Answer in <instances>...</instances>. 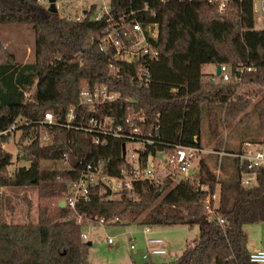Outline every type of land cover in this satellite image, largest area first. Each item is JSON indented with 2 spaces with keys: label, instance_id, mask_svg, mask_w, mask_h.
<instances>
[{
  "label": "trees",
  "instance_id": "1",
  "mask_svg": "<svg viewBox=\"0 0 264 264\" xmlns=\"http://www.w3.org/2000/svg\"><path fill=\"white\" fill-rule=\"evenodd\" d=\"M221 2L110 0V15L94 20L99 12L95 3L83 19L69 21L37 0H0V26L27 25L35 36L32 62L8 55L0 63V133L17 120L29 124L19 130L16 144L23 153L18 160L29 165L9 172L12 155L0 148V188H34L38 193L36 222L14 224L0 217V264H88L92 244L81 237L86 224H79L77 215H85L84 220L94 224L117 219L127 226H198V237L180 257L143 264H254L244 227L264 223V174L258 173L256 184L245 188L243 177L250 171L232 157L222 168L221 178L201 160L191 180L138 181L133 191L124 189L114 197L99 183L90 187L88 200L80 201L75 210L58 206L79 181L76 174L58 166L69 148L74 166L80 160L103 162L111 175L125 166L122 141L94 148L91 137L60 126L69 109H77L84 87L106 85L119 94L118 103L105 111L118 121L141 115L146 128L159 125V142L147 146L154 154L173 153L178 145L202 147L203 121L209 142H217L216 150L222 146V139L218 140L223 129L248 123L251 112L264 126V29L258 28L254 0H227L220 10ZM131 15L143 26L158 24V41L151 42L159 56L149 64L148 86L133 81L138 65L115 63L117 73L109 68L110 54L99 48L104 31ZM217 66L228 68L229 82L211 83L215 72L207 74V69ZM243 68L252 70L240 75ZM47 112L54 115L58 127L44 144L40 121ZM13 134L1 136L0 143ZM245 142L264 144V139L225 150L241 152ZM210 156L218 161L216 155ZM216 191V216L223 224L205 210L207 197Z\"/></svg>",
  "mask_w": 264,
  "mask_h": 264
},
{
  "label": "built area",
  "instance_id": "2",
  "mask_svg": "<svg viewBox=\"0 0 264 264\" xmlns=\"http://www.w3.org/2000/svg\"><path fill=\"white\" fill-rule=\"evenodd\" d=\"M38 3L50 6L48 0H37ZM74 1V0H67ZM102 10L94 16V20L98 21L103 15H110L109 1L100 0ZM227 0H222L219 7L222 10ZM61 1L55 0L54 6L56 11L61 8ZM93 2L89 5L95 4ZM258 5V13L256 16L260 22L264 18V0H254V5ZM87 10H82L76 15L69 12L64 16L69 21H79L84 18ZM129 16L122 18V22L117 25H110L99 38V48L101 52L110 54L109 68L117 73L120 72L116 68V64L138 65V71L133 81L141 86H148L150 82L149 64L156 60L159 56V50L151 41H158L159 31L158 24L149 23L146 26L136 19ZM112 19V18H111ZM110 22H113L110 20ZM118 67V66H117ZM251 68H243L239 70V74L245 71L250 72ZM231 80L230 71L226 66H221L220 76L216 75L211 78V83H226ZM121 96L112 92L106 85H95L94 87H84L79 94V102L77 109L70 108L66 116V120L60 124L61 127L69 130L83 132L91 137L92 146L105 147L109 141H122L121 156L124 160V167L120 169L117 175H111L103 162H85L80 160L76 166L71 162V149L69 148L58 161L61 170L76 174L79 180L70 186V195L68 199L61 200L58 204L61 208L76 209V205L80 201H86L90 195V187L95 184L102 183L106 186L107 191L111 190V196L114 197L118 192L126 189L133 191V184L138 181H150L160 184L168 178L174 180H191L199 169H192L196 158L201 154L217 155L238 159L241 166L250 171L247 175L252 180H245L248 186L256 184V176L258 173L264 174V144H254L245 142L242 145L241 152H227L225 147L222 151L208 150L204 147L193 146H176L173 153H165L156 151L152 153L147 151V146H153L160 139V126L152 125L145 127V119L141 115L124 118L118 121L115 117L105 112L107 107H112L118 103ZM127 101V100H126ZM116 112V109H112ZM29 125L26 122L21 123L17 120L8 130L1 132L0 137L8 133H18L23 126ZM44 132L41 134V141L46 144L51 140L50 133L58 123L51 112L44 115V119L40 121ZM163 154V159L159 155ZM18 155L21 157L23 153L19 150ZM244 183V184H245ZM219 195L218 191L210 194L205 201V210L211 219H216L220 224L224 221L216 216ZM85 215H77V222L83 225L94 224L95 221L89 220ZM98 224H114L119 223L117 219L106 221L105 219L96 220ZM151 227H144L145 234L151 233ZM81 237L85 240L86 235L82 232ZM112 241H110L111 243ZM147 251L142 258L145 262L153 261L156 257L165 256L168 253L165 247V241L160 238H149L146 242ZM131 250L136 249V241L131 240ZM250 261L254 264H264V251L256 250L250 253Z\"/></svg>",
  "mask_w": 264,
  "mask_h": 264
},
{
  "label": "rangeland",
  "instance_id": "3",
  "mask_svg": "<svg viewBox=\"0 0 264 264\" xmlns=\"http://www.w3.org/2000/svg\"><path fill=\"white\" fill-rule=\"evenodd\" d=\"M61 1V8L57 10L59 14L64 17L67 12L71 15H76L82 10H88L90 4L96 1L99 10H102V2L100 0H59ZM109 1V0H107ZM104 5V4H103ZM255 14L258 13V5H255ZM258 28L264 29V23H257ZM35 36L31 27L27 25L21 26H0V63L7 59L8 55L16 56L19 62H32L34 59V47ZM212 68H208L207 72H211ZM245 88H243L244 90ZM251 112V111H250ZM208 125L206 121H203L201 142L202 147L208 150H216L217 142H209ZM264 139V126H262L254 112L250 114V120L248 123L236 126L230 125L223 129L221 137L222 146L219 150L222 151L225 147L230 150L232 147H236L241 142ZM19 141V133L13 134L10 139L5 143H0V148L5 152L12 155V163L9 167V172L15 171L17 168L28 167L29 163L25 160H18L19 149L17 142ZM217 156V155H216ZM218 157V161L215 162L210 155H199L192 169H199V163L201 160H205L210 164L217 177L221 178V170L231 160L230 157L223 156ZM47 167H52L48 164ZM252 180L247 176L243 177L244 187H249L244 181ZM179 182L176 180L175 184ZM245 183V184H244ZM1 197L3 200L1 201ZM27 198V200H25ZM218 205V203H217ZM38 193L34 188L31 189H8L0 188V217L8 223L24 224L28 222H36L38 219ZM144 227L135 225H122L120 223L114 224H88L83 228V233L86 235L85 242L91 243L90 255L88 264H132L131 255L134 253L131 250V235L137 238L136 246L140 244L141 236ZM156 230H166L168 232V239L170 243L175 244V255L173 258L164 256L165 258L155 259L156 262H170L177 259L182 252L186 249L187 245L191 244L199 235L198 226L186 227H154ZM246 235V244L251 252H254L260 247V244L264 245V223L249 224L244 227ZM136 235V236H135ZM133 237V238H134ZM110 241H112L110 243ZM264 248V247H263ZM140 254L136 258L138 264H143L145 261Z\"/></svg>",
  "mask_w": 264,
  "mask_h": 264
},
{
  "label": "crops",
  "instance_id": "4",
  "mask_svg": "<svg viewBox=\"0 0 264 264\" xmlns=\"http://www.w3.org/2000/svg\"><path fill=\"white\" fill-rule=\"evenodd\" d=\"M257 22L258 23H262V22L264 23V18L261 19L260 22L257 20ZM215 71H216V68H212V71L209 72V73H212V72H215ZM207 74H208V72H207ZM151 230L152 231L149 234H145L144 232L142 233L141 240H140V244L138 245V247L136 246V249L134 250V253L131 255V263L132 264L137 263L136 262L137 261L136 258H138L140 256V254L145 253L147 251V244H146V242H147V240L149 238H160V239H163L165 241V247L168 250V253L165 256H169V258H173V256L175 255V248H176L175 246L176 245L170 243V241H169V239L167 237L168 236L167 235L168 232H166V230H156V229H154V227H152ZM133 235H131V237H130L131 239L134 237ZM134 239H135V241H137V238L136 237H134ZM259 246L260 247H258L257 250H263L264 251V248H263L264 245L263 244H260ZM248 249H249V247H248ZM249 251H250V249H249ZM160 258H165V257L162 256ZM156 260L157 259H154V261H156Z\"/></svg>",
  "mask_w": 264,
  "mask_h": 264
},
{
  "label": "water",
  "instance_id": "5",
  "mask_svg": "<svg viewBox=\"0 0 264 264\" xmlns=\"http://www.w3.org/2000/svg\"><path fill=\"white\" fill-rule=\"evenodd\" d=\"M48 1H49L50 5H51L50 8H49L50 11H52V12H56V9L53 7V5H54V3H55V0H48ZM220 74H221V66H217V67H216V75H217V76H220ZM163 156H164L163 154H160V155H159V158H160V159H163ZM111 194H112V193H111V190H108V194H107V195H108V196H111ZM88 245L91 246V243H88Z\"/></svg>",
  "mask_w": 264,
  "mask_h": 264
}]
</instances>
